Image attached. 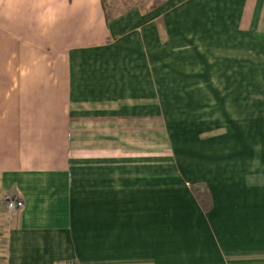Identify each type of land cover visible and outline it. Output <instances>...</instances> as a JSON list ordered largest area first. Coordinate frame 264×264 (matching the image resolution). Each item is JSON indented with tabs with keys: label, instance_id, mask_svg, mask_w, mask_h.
I'll use <instances>...</instances> for the list:
<instances>
[{
	"label": "crops",
	"instance_id": "0c3cea01",
	"mask_svg": "<svg viewBox=\"0 0 264 264\" xmlns=\"http://www.w3.org/2000/svg\"><path fill=\"white\" fill-rule=\"evenodd\" d=\"M103 13L0 0V264H264V0Z\"/></svg>",
	"mask_w": 264,
	"mask_h": 264
},
{
	"label": "rangeland",
	"instance_id": "374dc122",
	"mask_svg": "<svg viewBox=\"0 0 264 264\" xmlns=\"http://www.w3.org/2000/svg\"><path fill=\"white\" fill-rule=\"evenodd\" d=\"M166 0H102L104 14L109 13L110 17L119 14L132 7L140 9H149L157 2ZM161 4V3H160ZM110 11V12H109Z\"/></svg>",
	"mask_w": 264,
	"mask_h": 264
},
{
	"label": "built area",
	"instance_id": "2783aa9c",
	"mask_svg": "<svg viewBox=\"0 0 264 264\" xmlns=\"http://www.w3.org/2000/svg\"><path fill=\"white\" fill-rule=\"evenodd\" d=\"M3 202L9 217H13L24 207V203L19 198L16 192H12L6 195Z\"/></svg>",
	"mask_w": 264,
	"mask_h": 264
},
{
	"label": "trees",
	"instance_id": "16d2710c",
	"mask_svg": "<svg viewBox=\"0 0 264 264\" xmlns=\"http://www.w3.org/2000/svg\"><path fill=\"white\" fill-rule=\"evenodd\" d=\"M100 1H101V3H102V0H100ZM160 3H162V1H161V2H157V3H155L150 9H155V8H157V6H159ZM102 7H103V5H102ZM103 10H104V8H103ZM109 12H110V11H109ZM104 13H105V12H104ZM104 13H103V14H104ZM105 17H106V19H109V18H111L112 16L110 17V14H109V13H106V14H105Z\"/></svg>",
	"mask_w": 264,
	"mask_h": 264
}]
</instances>
